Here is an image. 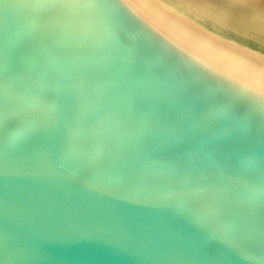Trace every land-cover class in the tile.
<instances>
[{
  "label": "water",
  "instance_id": "water-1",
  "mask_svg": "<svg viewBox=\"0 0 264 264\" xmlns=\"http://www.w3.org/2000/svg\"><path fill=\"white\" fill-rule=\"evenodd\" d=\"M0 264H264V13L0 0Z\"/></svg>",
  "mask_w": 264,
  "mask_h": 264
},
{
  "label": "bare ground",
  "instance_id": "bare-ground-1",
  "mask_svg": "<svg viewBox=\"0 0 264 264\" xmlns=\"http://www.w3.org/2000/svg\"><path fill=\"white\" fill-rule=\"evenodd\" d=\"M254 8L259 10L260 12L264 13V0H245Z\"/></svg>",
  "mask_w": 264,
  "mask_h": 264
}]
</instances>
